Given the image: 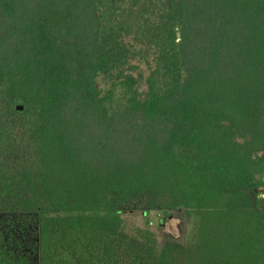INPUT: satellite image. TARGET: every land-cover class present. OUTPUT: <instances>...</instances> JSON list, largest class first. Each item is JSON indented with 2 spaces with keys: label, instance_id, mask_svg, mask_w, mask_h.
<instances>
[{
  "label": "trees",
  "instance_id": "trees-1",
  "mask_svg": "<svg viewBox=\"0 0 264 264\" xmlns=\"http://www.w3.org/2000/svg\"><path fill=\"white\" fill-rule=\"evenodd\" d=\"M262 196L264 0H0V264H264Z\"/></svg>",
  "mask_w": 264,
  "mask_h": 264
},
{
  "label": "rangeland",
  "instance_id": "rangeland-1",
  "mask_svg": "<svg viewBox=\"0 0 264 264\" xmlns=\"http://www.w3.org/2000/svg\"><path fill=\"white\" fill-rule=\"evenodd\" d=\"M133 73L139 77V90H144V77L148 73V67L144 62L137 63ZM123 226L126 231L133 232L135 228L141 227L152 231L161 245L168 239L182 240L184 230L188 226V218L182 210L170 211L168 216H164L161 212L152 211L147 216L139 209L134 211H126L121 214ZM156 217H164V222L157 224ZM25 234H28V228L22 227L18 230V239L22 241ZM29 242L26 240V243ZM28 246H26L27 249ZM27 251V250H26Z\"/></svg>",
  "mask_w": 264,
  "mask_h": 264
},
{
  "label": "water",
  "instance_id": "water-1",
  "mask_svg": "<svg viewBox=\"0 0 264 264\" xmlns=\"http://www.w3.org/2000/svg\"><path fill=\"white\" fill-rule=\"evenodd\" d=\"M22 108H23L22 104L16 105V109L21 110ZM259 205L262 207L264 206V196L259 198Z\"/></svg>",
  "mask_w": 264,
  "mask_h": 264
}]
</instances>
